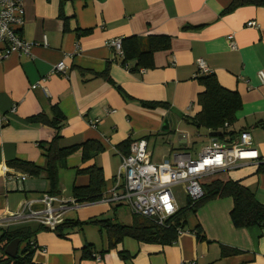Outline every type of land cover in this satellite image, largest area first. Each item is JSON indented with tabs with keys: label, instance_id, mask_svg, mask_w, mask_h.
Masks as SVG:
<instances>
[{
	"label": "crops",
	"instance_id": "1",
	"mask_svg": "<svg viewBox=\"0 0 264 264\" xmlns=\"http://www.w3.org/2000/svg\"><path fill=\"white\" fill-rule=\"evenodd\" d=\"M232 1L23 0L25 17L19 34L36 46L31 57L18 54L0 61V215L41 211L49 191L45 175L32 176L12 163L18 160L45 166L40 144L50 142L57 131L31 122L30 118L38 114L52 118L55 106L64 119L59 132L61 147L96 140L104 148L103 153L87 163L78 151L59 169L57 197L63 206L74 200L73 186L89 185V176L79 175L77 170L97 165L104 171L105 193L115 186L123 155L120 145L128 140H145L154 164H175L177 156L197 159L205 146L218 139L210 131L199 129L205 131L204 143L196 155L191 153L196 127L188 124L184 116L194 117L201 111L197 103L203 91L196 80L198 60L205 62L222 87L239 94L242 109L230 127L235 133L231 138L248 132L253 148L264 161V83L259 78V73H264V6H244L226 13ZM251 21L258 27H247ZM186 27L193 29L184 30ZM151 35L172 38L170 50L154 54L152 69L132 72L135 63L123 66V57L107 44L113 39ZM44 40L47 47L43 46ZM63 60L68 77H50L53 67ZM43 79L44 88H32ZM142 102L164 103L168 108L147 109L141 106ZM169 114L179 118L175 133L163 131ZM231 138L219 140L231 143ZM260 162H240L234 168L208 174L202 179L203 187L216 180L238 181L264 204V175L258 173ZM176 188H181L185 195L184 186ZM61 204L55 208L58 210ZM97 205L83 204L77 209L69 206L62 219H72L68 215L77 211L80 217L74 220L84 221L101 216L104 207L124 206ZM233 207V200L224 198L190 213L185 231L171 245L127 237L115 248H109L108 238L106 247H95L100 260L83 258V248L94 242L81 232L73 231L61 238L42 230L33 237L39 247L34 263L264 264V228H235L231 221ZM37 223H21L10 230L25 226L35 229ZM198 226L206 241L199 240ZM223 247L239 253L224 257ZM120 252L132 257L124 260Z\"/></svg>",
	"mask_w": 264,
	"mask_h": 264
},
{
	"label": "trees",
	"instance_id": "2",
	"mask_svg": "<svg viewBox=\"0 0 264 264\" xmlns=\"http://www.w3.org/2000/svg\"><path fill=\"white\" fill-rule=\"evenodd\" d=\"M244 6H264V0H233L227 8L226 13ZM193 29L186 27L184 30ZM89 33V32H88ZM83 34H87L83 32ZM172 38L170 36H148L139 38L131 36L122 40L123 61L122 65L127 66L134 62L135 67L132 72L138 70L152 69L154 67L153 57L157 52L168 51L171 48ZM130 69V68H129ZM130 69V70H131ZM198 74V69L197 73ZM198 83L203 87V91L198 95L197 103L201 107L200 113L194 117L184 116V120L197 129H206L211 132L212 137L225 140L231 138L235 133L230 131V127L235 123V116L242 109V101L236 91L228 90L221 86L214 74L201 75L196 77ZM119 89V88H117ZM120 93L125 94L119 89ZM141 106L147 109H167L168 105L164 103L142 102ZM53 116L48 118L44 114H38L30 118L31 122L48 125L57 131L56 136L46 143L40 144L45 156V166L40 167L28 161H14L12 166L29 173L32 176L45 175L49 183L48 195L57 196L59 190V169L66 164L67 159L74 153L81 151L84 163L96 159L104 148L96 140H89L80 145L70 147H61L60 130L63 127L64 119L61 113H58L57 107H53ZM231 138L230 140H234ZM143 140V139H141ZM133 141L128 140L120 145L123 155L129 153L130 145ZM79 175L89 176L88 186H73L72 196L75 204H96L102 199L105 193V177L101 167L93 165L86 169L77 170ZM258 173L264 175V161L258 165ZM204 196L197 202L187 200L185 207L169 217L162 225L156 223L154 219H145L133 215V225L125 226L113 219H89L81 222L80 220L65 219L55 230L39 224L35 229L32 226H25L18 229L7 230L1 234L0 241L5 242L2 247L3 256L0 257V264H35L34 254L39 249L37 243L33 240L40 231L45 230L53 232L61 238L67 237L73 231L82 232L87 224L97 225L106 230L109 238V248H115L125 238L129 237L138 242L157 243L161 245H171L175 243L182 231H185L187 225V216L190 213H196L200 208L213 200L231 198L234 207L231 212V221L237 229H248L251 227L264 228V204H261L255 197L253 191L243 186L238 181L222 182L213 181L203 187ZM121 207V206H120ZM119 207H115L117 211ZM196 233L200 241H206L202 236L200 226L196 228ZM20 242L21 250L16 259H11L5 254V249L13 241ZM23 245V246H22ZM95 246L87 244L83 248V258L96 259L94 252ZM239 252L228 247L222 248V256H233ZM101 257V255H99ZM122 259L127 260L132 257L120 252Z\"/></svg>",
	"mask_w": 264,
	"mask_h": 264
},
{
	"label": "built area",
	"instance_id": "3",
	"mask_svg": "<svg viewBox=\"0 0 264 264\" xmlns=\"http://www.w3.org/2000/svg\"><path fill=\"white\" fill-rule=\"evenodd\" d=\"M23 0H0V61L12 55L32 56L35 43L27 42L20 37V29L24 25ZM247 27L257 28L256 22H248ZM232 46L233 36H230ZM118 55L123 57L122 40L113 39L107 42ZM47 47V41H43ZM198 74H211V70L203 60H198ZM68 77V67L65 60L56 64L50 74ZM264 83V73H259ZM43 79L32 88H44ZM15 112V108L13 109ZM0 119V126H1ZM98 121L93 122L95 127ZM260 162L261 158L253 148L251 136L248 132H241L231 143L213 139L205 146L197 159L177 156L175 164L164 162L160 165L151 161V153L145 140H135L131 143L129 153L122 155V163L115 180V186L106 192L99 205L123 204L129 208L131 214L154 219L162 225L169 217L178 211L177 197L174 189L184 186L185 198L197 202L204 196L202 179L208 174L228 170L236 167L240 162ZM5 167H3L4 169ZM26 177H22L24 181ZM44 209L30 215L22 213L0 215V239L3 232L21 223L37 221L50 230L62 223L63 211L72 206L78 208L74 200L70 205L63 206L57 196L46 195L42 201ZM61 204L57 210L54 205ZM4 242L0 241V249ZM100 260L99 255H95ZM95 259V260H96Z\"/></svg>",
	"mask_w": 264,
	"mask_h": 264
},
{
	"label": "rangeland",
	"instance_id": "4",
	"mask_svg": "<svg viewBox=\"0 0 264 264\" xmlns=\"http://www.w3.org/2000/svg\"><path fill=\"white\" fill-rule=\"evenodd\" d=\"M194 133L193 136L196 138L195 140V144L193 145L194 147V152L192 151L191 153L195 154L198 153L199 151H201V145L203 142V136L205 135V131H199V129L197 128H193ZM174 195L177 197V203L182 207H185L186 203H187V199L183 196L181 188H175L174 189ZM56 205V204H55ZM54 205V207H55ZM97 206H106V205H97ZM105 212L98 217H94V218H88L84 221H89V219H99V220H105V219H113L115 221H117L118 223H121L122 225H133V214H131L130 210L128 209V207L125 205L122 207H119L117 209V211L114 210V207L112 208H106L104 207ZM77 211H72L69 215L68 218H72V219H78V217H80V215L78 213H76ZM189 215V214H188ZM100 217V218H99ZM188 217V216H187ZM81 221V222H84ZM37 226L39 225L38 223L36 224ZM82 236L84 237H88L90 242H94L95 247H97L98 249H102V247H106L107 243H108V237H107V233L106 230L100 228L97 225H92V224H87L84 226V230L83 232H81ZM3 256V250L0 249V257Z\"/></svg>",
	"mask_w": 264,
	"mask_h": 264
},
{
	"label": "water",
	"instance_id": "5",
	"mask_svg": "<svg viewBox=\"0 0 264 264\" xmlns=\"http://www.w3.org/2000/svg\"><path fill=\"white\" fill-rule=\"evenodd\" d=\"M178 122H179V118H176L174 115L169 114L165 119L163 131L167 133L177 132ZM43 209H44V205L41 204V208L39 210H43ZM19 246H20V242L18 240H15L12 243H10L5 249L6 256H8L11 259H16L19 253Z\"/></svg>",
	"mask_w": 264,
	"mask_h": 264
}]
</instances>
